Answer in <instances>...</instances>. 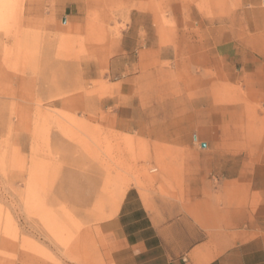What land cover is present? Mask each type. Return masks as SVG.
Returning <instances> with one entry per match:
<instances>
[{"label":"rangeland","instance_id":"rangeland-1","mask_svg":"<svg viewBox=\"0 0 264 264\" xmlns=\"http://www.w3.org/2000/svg\"><path fill=\"white\" fill-rule=\"evenodd\" d=\"M247 4L0 0V264H113L100 225L131 188L183 194L167 155L206 149L195 134L263 160L264 107L209 30ZM192 117L185 146L159 139Z\"/></svg>","mask_w":264,"mask_h":264},{"label":"crops","instance_id":"crops-1","mask_svg":"<svg viewBox=\"0 0 264 264\" xmlns=\"http://www.w3.org/2000/svg\"><path fill=\"white\" fill-rule=\"evenodd\" d=\"M239 19L238 32L232 17L219 24L210 20L209 30L222 47V60L242 64L240 72L228 65L229 80L247 79L248 98L264 107V7L247 4ZM150 45L159 48L158 41ZM187 119L188 127L184 119L175 132L167 130L159 139L185 146L191 130L201 131L194 117ZM152 134L158 135L155 130ZM196 135V143H205ZM206 144V149L167 155L183 169V194L167 198L155 189L143 196L131 188L115 216L100 225L113 264H264V156L250 163L248 152L235 153L229 144L217 149Z\"/></svg>","mask_w":264,"mask_h":264},{"label":"water","instance_id":"water-1","mask_svg":"<svg viewBox=\"0 0 264 264\" xmlns=\"http://www.w3.org/2000/svg\"><path fill=\"white\" fill-rule=\"evenodd\" d=\"M202 147H203V148H207V144H206V143H203V144H202Z\"/></svg>","mask_w":264,"mask_h":264},{"label":"bare ground","instance_id":"bare-ground-1","mask_svg":"<svg viewBox=\"0 0 264 264\" xmlns=\"http://www.w3.org/2000/svg\"><path fill=\"white\" fill-rule=\"evenodd\" d=\"M140 124V123H139ZM203 133V132H202ZM197 140V139H196ZM198 142V141H197ZM125 196V194L124 195H122V197H121V199L123 198Z\"/></svg>","mask_w":264,"mask_h":264}]
</instances>
